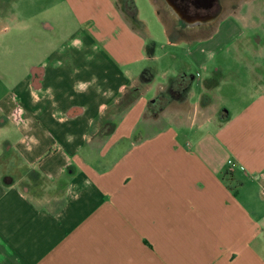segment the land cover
I'll return each instance as SVG.
<instances>
[{
  "label": "crops",
  "instance_id": "0c3cea01",
  "mask_svg": "<svg viewBox=\"0 0 264 264\" xmlns=\"http://www.w3.org/2000/svg\"><path fill=\"white\" fill-rule=\"evenodd\" d=\"M149 1L185 59L160 55L121 0H61L32 17L37 62L0 108V132L18 136L6 138L16 171L0 168V264H264V95L223 111L208 66L237 40L220 36L228 17L208 35L176 17L194 34L174 36ZM182 75L192 82L175 99Z\"/></svg>",
  "mask_w": 264,
  "mask_h": 264
},
{
  "label": "rangeland",
  "instance_id": "374dc122",
  "mask_svg": "<svg viewBox=\"0 0 264 264\" xmlns=\"http://www.w3.org/2000/svg\"><path fill=\"white\" fill-rule=\"evenodd\" d=\"M60 2L61 0H11L9 12L16 14V19L6 18L8 30L0 31V108L4 111L9 110L13 84L37 62L34 59L38 50L37 39L40 28L39 21L37 20L35 25L31 20L32 17L38 16L43 7L57 5ZM134 3L138 20L145 23L149 37L158 43L159 54H167L169 58L171 55L168 53L173 51L185 59L190 46L183 44L182 49H172L166 45L163 27L157 19V11L153 4L149 0H134ZM221 4L222 10L216 19H224L227 16L229 21L222 28L220 36L221 38L231 37V39L233 37L237 40L233 44L224 46L223 51L211 60L208 72L213 71L216 66L219 67L218 78L222 83L216 103L223 111L228 112L239 110L257 95H264V0H221ZM157 6L161 10L159 11L161 19L168 23V34L188 37L194 34L193 29L178 23L176 16L162 4V0H157ZM233 14L240 18L229 16ZM215 23L217 22L206 25L205 28L200 27V32L205 35L213 33ZM170 63V59L165 58L161 67L172 69ZM205 73L202 71V75ZM195 86L196 84L193 83L192 90L195 89L197 93L198 88ZM17 137L14 131H10L8 136L0 132V158H2L0 168L6 176L16 171L14 164L6 162L10 158L9 151H6L8 146L6 138L15 141ZM243 181L250 180L245 178ZM235 184L234 182L232 186L237 187ZM251 192L258 194L254 189H251ZM260 205L263 208H258L259 214L264 212V204ZM258 241L254 243V246L259 249ZM262 256L264 258V254Z\"/></svg>",
  "mask_w": 264,
  "mask_h": 264
},
{
  "label": "flooded vegetation",
  "instance_id": "af4514ba",
  "mask_svg": "<svg viewBox=\"0 0 264 264\" xmlns=\"http://www.w3.org/2000/svg\"><path fill=\"white\" fill-rule=\"evenodd\" d=\"M162 4L177 18L181 17L183 12H186V19L197 16L199 21L195 24L199 27L212 24L222 10L221 0H162ZM186 19L180 20L186 23Z\"/></svg>",
  "mask_w": 264,
  "mask_h": 264
},
{
  "label": "trees",
  "instance_id": "16d2710c",
  "mask_svg": "<svg viewBox=\"0 0 264 264\" xmlns=\"http://www.w3.org/2000/svg\"><path fill=\"white\" fill-rule=\"evenodd\" d=\"M122 4L125 8L126 14L133 20L136 19L137 16V9L134 3V0H121ZM146 76L149 75L148 71L144 73ZM218 75V72H216ZM219 77V75H218ZM218 77H214V80H210L209 82H214L215 84L218 83ZM192 82V76L182 75L175 78L170 84V92L173 98L179 99L182 98L188 92L189 86ZM214 84V85H215ZM167 104V100L164 98H156L151 102V107L156 108V110H161Z\"/></svg>",
  "mask_w": 264,
  "mask_h": 264
},
{
  "label": "water",
  "instance_id": "95a60500",
  "mask_svg": "<svg viewBox=\"0 0 264 264\" xmlns=\"http://www.w3.org/2000/svg\"><path fill=\"white\" fill-rule=\"evenodd\" d=\"M184 13H186V12L181 13L182 16L179 17V19H184V20L186 19V18H184L185 17V14ZM186 20H187L188 23H191V24H195L197 21H199V19H198L197 16L189 17Z\"/></svg>",
  "mask_w": 264,
  "mask_h": 264
},
{
  "label": "built area",
  "instance_id": "2783aa9c",
  "mask_svg": "<svg viewBox=\"0 0 264 264\" xmlns=\"http://www.w3.org/2000/svg\"><path fill=\"white\" fill-rule=\"evenodd\" d=\"M228 164L231 165L232 167L234 166V164L231 161H228Z\"/></svg>",
  "mask_w": 264,
  "mask_h": 264
}]
</instances>
